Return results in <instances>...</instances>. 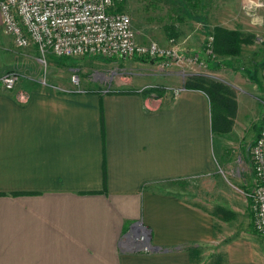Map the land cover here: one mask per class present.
<instances>
[{
    "label": "crops",
    "instance_id": "1",
    "mask_svg": "<svg viewBox=\"0 0 264 264\" xmlns=\"http://www.w3.org/2000/svg\"><path fill=\"white\" fill-rule=\"evenodd\" d=\"M175 3L182 13L176 22L204 21L205 0L195 10L193 2ZM27 49L37 63L35 46ZM243 54L220 58L226 66L209 70L221 71L215 81L235 102L234 112L219 107L231 123L216 121V146L209 97L184 85L159 97L58 92L42 88L38 68L21 74L11 91L0 82V264H245L236 243L224 249L217 243L211 212L168 188L216 171V148L226 153L223 144L237 133L244 111L255 113L250 94L259 96L264 117V55L249 62ZM197 55L203 64L202 51ZM245 154L240 143V187L254 181ZM137 225L158 250L137 249Z\"/></svg>",
    "mask_w": 264,
    "mask_h": 264
},
{
    "label": "rangeland",
    "instance_id": "2",
    "mask_svg": "<svg viewBox=\"0 0 264 264\" xmlns=\"http://www.w3.org/2000/svg\"><path fill=\"white\" fill-rule=\"evenodd\" d=\"M193 1L196 0L191 2ZM205 2L204 21L201 25H192L188 23L189 20L183 23L176 22V17L181 16L182 13L174 11V8L178 7L175 0H125L124 14L130 19L137 43L153 42L163 49H169L172 47L169 43L170 39L176 38V42L172 44L180 49L176 50L179 60L171 61L164 68L161 65L145 64L130 58L105 63L90 56L71 59L48 56L45 66L36 61L30 63L29 55L35 58V51L14 47L11 37L4 34L2 29L0 31V78L9 72H16L19 75L37 74L36 68H38L41 82L47 85L40 84L42 88L58 92L96 90L101 94L117 91L126 94L134 91V94H140L142 87L143 89L156 87L159 90H166L167 87L179 89L193 75L203 74L212 80H215L216 76L221 78V71L210 72L194 57L196 54L201 56L209 30L217 26L229 30L237 29L243 34L254 37L253 44L241 46L243 57H249L247 58L249 62L264 55L262 47L264 0H205ZM127 5L133 11L132 13L126 9ZM184 52H189L190 55ZM253 52L257 53L254 54L257 55L256 57L253 56ZM220 58L229 59L216 57L217 60L225 61ZM72 77L78 80L76 84H72ZM52 83H57L58 87H50ZM249 96L255 100L253 102L255 113L244 111L247 116L240 123L236 134L222 133L223 136L227 135L226 142L223 144L226 153L219 155L216 148V159L219 164L216 171L210 175L183 181L184 183L174 182L169 184L168 188L193 202L197 201L201 207L212 213L216 221V241L223 244V249L230 244L229 241L234 242L238 250L244 251L245 264H264V236L255 234L248 228L250 218L246 211L247 200L240 187L241 180L237 173H242L243 166L238 159L239 144H243L245 152L249 153L248 148L255 137L254 132L258 126L261 127L264 124V117L259 116V106L256 105L260 101L259 96L257 94ZM217 133L214 130L215 146L219 141L218 134L221 135V132ZM221 208L226 214L228 211L234 213L235 217L232 219L228 215L222 217L219 215L221 211L218 210ZM209 249L206 248V250Z\"/></svg>",
    "mask_w": 264,
    "mask_h": 264
},
{
    "label": "built area",
    "instance_id": "3",
    "mask_svg": "<svg viewBox=\"0 0 264 264\" xmlns=\"http://www.w3.org/2000/svg\"><path fill=\"white\" fill-rule=\"evenodd\" d=\"M119 0H0V15L4 34L11 37L14 47L27 49L35 46L36 60L46 65V58L80 57H141L149 60L171 58L176 53L163 49L157 43L139 44L128 15L111 12ZM212 38H209V43ZM39 54V56H38ZM198 60V59H197ZM171 61L163 60L162 68ZM20 75L9 72L0 79L5 91L14 89ZM39 83L47 86L45 82ZM72 84L78 80L72 77ZM143 90V89H142ZM140 90L139 92H141ZM181 89H175L178 94ZM20 98L26 100L24 94ZM254 186L249 194L252 225L255 232L264 236V124L250 148ZM136 243L149 252V231L136 226Z\"/></svg>",
    "mask_w": 264,
    "mask_h": 264
},
{
    "label": "trees",
    "instance_id": "4",
    "mask_svg": "<svg viewBox=\"0 0 264 264\" xmlns=\"http://www.w3.org/2000/svg\"><path fill=\"white\" fill-rule=\"evenodd\" d=\"M180 1H186V2H191L192 0H180ZM189 4V3H188ZM189 6V5H188ZM125 7V0L117 1L112 9L111 12L113 13H125L124 10ZM198 7V0L193 1V10L197 9ZM209 38H212V42L209 43ZM253 36L252 35H247L243 34L241 31L237 29H225L222 27H214L208 32V37L205 40V43L202 47V53L204 54V59H202L203 64L205 65L206 69L210 71L214 70H219L223 67L226 66L225 61H220L217 60L216 57H228V58H238L241 55L242 45H251L253 44ZM262 47L264 49V41H262ZM60 59H71V58H60ZM95 60H101L105 63L108 62H116L121 60L122 58L119 57H111V58H103V57H94ZM133 61H138L141 63H147V64H152V65H158L161 64L163 60L166 61H175L173 57L171 58H158L154 60H149L146 58H141V57H132L130 58ZM199 60V59H198ZM200 62V60H199ZM264 62V61H263ZM264 66V63L259 66L260 68ZM184 88L185 89H194V90H200L203 93H205L211 102V113H212V130H216L215 128V123L217 120L224 121L227 125L231 123V121L226 120L225 115L222 114V110L220 108H230L231 111L234 112L235 110V102L232 99V93L229 90V88L212 79H209L206 76H201V75H193L191 78H189L186 83H184ZM134 93V91L132 92ZM135 93H138V91H135ZM142 96H150V95H155L156 97H159L164 93V90L159 88H147L143 89L141 92H139ZM220 107V108H219ZM229 127L222 131V132H227L229 131ZM260 127L258 126V129H256L255 137L251 142L250 147L253 145L254 141L258 137ZM250 147L248 148L250 150ZM249 153L244 155V163L248 165L250 172L252 174V178L254 177L253 175V167L251 164V161L249 159ZM254 186V181L251 182V184H243L241 186L242 191L245 194H249ZM247 204H248V214L249 217L251 218V231L256 233L253 225H252V212L250 209V199L247 197ZM221 211L219 215L222 217L225 215H228L230 219L232 217H235L234 213L227 212L225 213L224 209H218ZM229 219V220H230ZM257 234V233H256Z\"/></svg>",
    "mask_w": 264,
    "mask_h": 264
},
{
    "label": "water",
    "instance_id": "5",
    "mask_svg": "<svg viewBox=\"0 0 264 264\" xmlns=\"http://www.w3.org/2000/svg\"><path fill=\"white\" fill-rule=\"evenodd\" d=\"M146 245L148 246V248L150 249V251H156V250H158V248L156 246H154V245H152L150 243V235L148 236V241H147V244ZM143 246H144L143 244L136 243L137 249H141Z\"/></svg>",
    "mask_w": 264,
    "mask_h": 264
}]
</instances>
